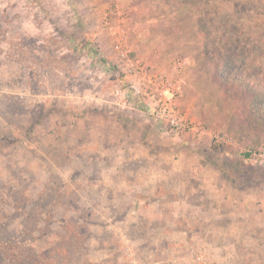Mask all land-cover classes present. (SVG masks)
<instances>
[{"label": "rangeland", "instance_id": "374dc122", "mask_svg": "<svg viewBox=\"0 0 264 264\" xmlns=\"http://www.w3.org/2000/svg\"><path fill=\"white\" fill-rule=\"evenodd\" d=\"M0 264H264V0H0Z\"/></svg>", "mask_w": 264, "mask_h": 264}, {"label": "built area", "instance_id": "2783aa9c", "mask_svg": "<svg viewBox=\"0 0 264 264\" xmlns=\"http://www.w3.org/2000/svg\"><path fill=\"white\" fill-rule=\"evenodd\" d=\"M125 54H123L122 56H124ZM128 59V58H127ZM140 62L137 61H133V59H128V65H127V71H137V69H140L139 67ZM157 75L154 76H150L148 77V81L154 82L155 80H157ZM162 83L165 85L166 87V91L167 93L170 95L166 101H164L162 98L159 99V102H162V104L165 105V107L162 109L161 108V112L162 114L167 113V115L170 117V113L171 111H173V104H174V100H175V96L176 94H178V88L176 87L175 83L172 82L171 80L167 79H161ZM161 95V93H159V96ZM171 124L173 126H178V122H176V117H172L171 118Z\"/></svg>", "mask_w": 264, "mask_h": 264}, {"label": "trees", "instance_id": "16d2710c", "mask_svg": "<svg viewBox=\"0 0 264 264\" xmlns=\"http://www.w3.org/2000/svg\"><path fill=\"white\" fill-rule=\"evenodd\" d=\"M231 50V52H232V49H230ZM236 60V59H235ZM235 60H234V63H235Z\"/></svg>", "mask_w": 264, "mask_h": 264}]
</instances>
